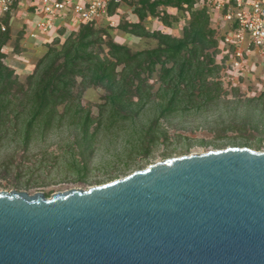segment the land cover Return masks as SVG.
Returning a JSON list of instances; mask_svg holds the SVG:
<instances>
[{"label": "water", "instance_id": "obj_1", "mask_svg": "<svg viewBox=\"0 0 264 264\" xmlns=\"http://www.w3.org/2000/svg\"><path fill=\"white\" fill-rule=\"evenodd\" d=\"M0 264H264V151L168 158L51 198L0 192Z\"/></svg>", "mask_w": 264, "mask_h": 264}, {"label": "rangeland", "instance_id": "obj_2", "mask_svg": "<svg viewBox=\"0 0 264 264\" xmlns=\"http://www.w3.org/2000/svg\"><path fill=\"white\" fill-rule=\"evenodd\" d=\"M18 7L11 38L1 49L8 67L6 47L12 49L10 54L26 49L21 27L27 4ZM167 11L176 15L174 9ZM177 16L180 20L170 28L172 32L159 29L156 24L162 23L158 19L149 18L145 23L150 31L182 36L189 15L180 12ZM120 17L133 23L139 21L133 6L123 7ZM70 34L44 43L43 54L46 45L56 39L62 44ZM111 34L114 42L133 51L149 47V40L118 30ZM43 54H36L34 68ZM215 61L221 68L213 65V73L206 78L211 100L202 103V99L194 98L188 104L185 99L166 116L162 115L164 106L159 97L161 81L155 73L148 79L150 101L143 108L135 106L132 116L118 114L104 88L89 87L69 107L58 106L52 124L43 118L28 140L23 136V122L14 125L8 121L0 127V192H26L30 196L44 193L51 198L73 189L105 185L168 158L243 146L264 151V56L258 55L247 63L243 75L235 77L231 67L220 62L219 54ZM15 74L23 82L29 75ZM132 100L136 102L137 98ZM87 116L91 122L84 134Z\"/></svg>", "mask_w": 264, "mask_h": 264}, {"label": "trees", "instance_id": "obj_3", "mask_svg": "<svg viewBox=\"0 0 264 264\" xmlns=\"http://www.w3.org/2000/svg\"><path fill=\"white\" fill-rule=\"evenodd\" d=\"M198 1L128 2L122 8L133 6L139 19L137 23L122 18L117 27L81 25L64 43L56 39L46 45V52L24 82L4 64L5 55L1 52L11 38V20L19 8L15 4L11 12L0 17V127L8 121L14 125L23 122V136L28 140L43 118L52 124L56 108L62 104L69 107L89 87L104 88L111 107L118 114H124L123 117L132 116L135 106L143 108L150 101L148 79L155 73L161 81L159 97L164 106L163 116L178 108L185 99L188 104L194 98L208 102L212 97L206 78L213 73L212 69L221 68L215 58L224 32L213 25L207 7H194ZM168 9H174L176 15H170ZM180 12L187 13L189 21L179 37L150 31L145 23L149 18L158 19L172 28L180 20L177 16ZM113 30L149 40V47L133 51L125 44L116 43L111 34ZM64 33L65 29L59 31L61 36ZM135 97L136 102L132 100ZM18 108L22 110L19 112ZM12 113L15 114L10 117ZM89 121L87 116L84 134L88 132Z\"/></svg>", "mask_w": 264, "mask_h": 264}, {"label": "built area", "instance_id": "obj_4", "mask_svg": "<svg viewBox=\"0 0 264 264\" xmlns=\"http://www.w3.org/2000/svg\"><path fill=\"white\" fill-rule=\"evenodd\" d=\"M131 1L0 0V17L11 12L15 4H27L30 19L25 31L31 38L49 42L61 38L62 29L65 35L86 24L117 27L122 5ZM194 7H207L213 25L224 32L219 44L220 62L231 67L233 77L243 75L247 63L258 55L264 56V0H199Z\"/></svg>", "mask_w": 264, "mask_h": 264}, {"label": "crops", "instance_id": "obj_5", "mask_svg": "<svg viewBox=\"0 0 264 264\" xmlns=\"http://www.w3.org/2000/svg\"><path fill=\"white\" fill-rule=\"evenodd\" d=\"M29 19H30L29 13L24 11L23 25L21 27V28H25L24 30L28 28L27 23L29 22ZM11 21L12 23H14V15ZM156 26H158L159 29L161 28V30H169V32H172L170 28H167L162 24L160 25L156 24ZM174 36H178V34H174ZM24 38L26 43L25 45L26 49L23 50L20 54H15V53L10 54L12 50L10 49V47H6L7 51L5 52L6 56H8L6 61L7 64H9V66L13 68L16 71V73L20 76L31 74L33 72L34 63L37 57L36 54L37 53L43 54L44 51L43 48H45L44 43H47L46 41H44V38L41 39L31 38L27 31H25ZM118 38L120 40H125L122 36L121 37L118 36Z\"/></svg>", "mask_w": 264, "mask_h": 264}, {"label": "bare ground", "instance_id": "obj_6", "mask_svg": "<svg viewBox=\"0 0 264 264\" xmlns=\"http://www.w3.org/2000/svg\"><path fill=\"white\" fill-rule=\"evenodd\" d=\"M118 42V41H117Z\"/></svg>", "mask_w": 264, "mask_h": 264}]
</instances>
